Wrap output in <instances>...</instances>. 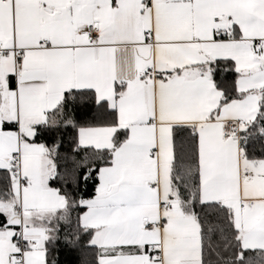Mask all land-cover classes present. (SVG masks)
<instances>
[{
  "label": "snow or ice",
  "instance_id": "6c2138e0",
  "mask_svg": "<svg viewBox=\"0 0 264 264\" xmlns=\"http://www.w3.org/2000/svg\"><path fill=\"white\" fill-rule=\"evenodd\" d=\"M0 264H264V0H0Z\"/></svg>",
  "mask_w": 264,
  "mask_h": 264
}]
</instances>
